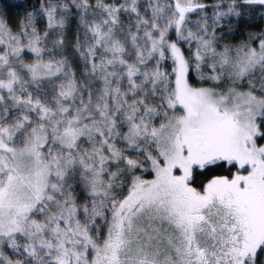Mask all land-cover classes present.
<instances>
[{"label": "snow or ice", "instance_id": "1", "mask_svg": "<svg viewBox=\"0 0 264 264\" xmlns=\"http://www.w3.org/2000/svg\"><path fill=\"white\" fill-rule=\"evenodd\" d=\"M0 264H264V0H0Z\"/></svg>", "mask_w": 264, "mask_h": 264}]
</instances>
